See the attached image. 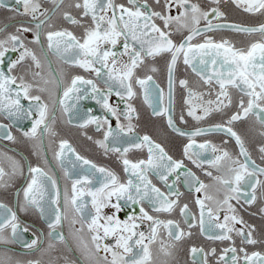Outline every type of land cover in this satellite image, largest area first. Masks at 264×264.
<instances>
[{"label":"snow or ice","instance_id":"obj_1","mask_svg":"<svg viewBox=\"0 0 264 264\" xmlns=\"http://www.w3.org/2000/svg\"><path fill=\"white\" fill-rule=\"evenodd\" d=\"M224 4L264 17V0H0V10L8 13V22L0 25V140L17 142L16 128L45 165L22 163L0 151V190L12 188L17 177L25 180L15 192L14 207L0 201V246H5L0 264H42L14 259L6 246L19 244L27 254H45L56 250L55 242L78 251L82 264H175L177 253L194 237L193 229L208 241L228 245L218 253L216 247L192 244L188 264H209L210 257L215 264H264V251L248 250L264 245V233L257 239L255 226L237 212V205L257 202L258 189L264 201V22H228ZM223 30L259 38L238 47L209 35ZM41 54L48 61L47 78ZM50 57L62 68L88 75L66 81ZM161 62L167 92L154 78ZM180 64L186 76L178 79ZM112 96L120 103L111 104ZM138 96L171 133L185 138L181 158L137 132L134 121L140 114L133 101ZM89 99L105 115L81 110V101ZM214 114L220 122L199 126ZM58 116L80 129L104 156H115L125 178L81 155L68 139L57 142ZM189 118L195 122L191 128L186 127ZM25 120L28 129L19 127ZM238 122L242 131L236 130ZM90 125L101 138L88 135ZM214 133L226 137L222 144L207 139ZM229 141L238 149L235 154L222 146ZM49 150L63 174V187L50 171ZM130 153L143 158H130ZM185 192L195 211L182 202ZM259 212L264 214V207ZM19 213L35 215L46 231L22 221ZM65 224L71 241L63 232ZM60 260L73 264L62 255L49 264Z\"/></svg>","mask_w":264,"mask_h":264},{"label":"flooded vegetation","instance_id":"obj_2","mask_svg":"<svg viewBox=\"0 0 264 264\" xmlns=\"http://www.w3.org/2000/svg\"><path fill=\"white\" fill-rule=\"evenodd\" d=\"M123 2V0H121ZM203 3V0H201ZM222 10L226 12L227 14V21L232 23H237L245 26H256L261 22H264V17H261L259 14L257 15H251L242 12L241 10L235 8L231 4H224L222 5ZM8 16V13L4 10H0V25H3L7 23L6 17ZM58 26L63 27H69L68 25H60L59 21H55ZM12 29H9L11 31ZM77 31V34H79V31L77 29H73ZM209 35H213L216 39H220L221 37L225 39H230L235 43L238 47L240 46H247V44L253 40L258 39V35L254 36H246L242 33H235L231 30H223L216 33H209ZM31 38V36H29ZM175 40L179 41L180 36L174 35L173 37ZM195 42V41H194ZM39 54V49H36ZM12 58H15V54H12ZM41 59L43 63V75L47 78L49 76V67H48V61L43 60V56L41 54ZM52 61V68L55 69L58 72H62L64 74V78L67 81L71 75L75 74H81V75H88L87 73H84L82 70L78 68H67L66 66L62 68L61 64L57 61L56 57H50ZM158 67H160V71L154 75V78L156 79L157 83L160 85L161 88L165 89V92H167V83H166V72L164 70L163 62H161ZM40 71V70H36ZM176 76L178 79L185 78L186 74L184 72V67L182 64L178 65ZM102 86V85H101ZM45 96L47 94H44ZM175 112L176 114L179 113V105H180V90L176 89L175 92ZM114 106L119 104L120 101L116 96H112L109 101ZM134 105L137 107V110L139 112V120L134 121V123L137 124V132L141 135L148 134L153 137L157 142L162 143L166 150L169 152L170 155H172L174 158H181L182 148L185 141V138L178 137L175 134L171 133L170 130L167 129L164 119L160 117H154L151 114V110L147 108L143 102L141 97H137L133 101ZM81 110H87L88 108H91L93 111V114L103 116L105 115L104 110L101 108L99 104L95 102V100L89 99L81 101L80 103ZM110 119H112L113 127H116L117 121L115 118L109 116ZM7 123V121H2ZM220 122V116L214 114L212 117H209L208 120L201 122L199 126L202 127H209L214 123ZM195 124L194 121H192L190 118L188 119V125L186 127L191 128ZM19 127L28 129L30 128V121H22L19 125ZM56 132L58 133V136L54 139L58 142L60 138L68 139L73 146L76 148L77 152H79L81 155L85 156L87 159L92 160L94 163H96L99 166L107 167L113 171H115L121 179L125 178V174L122 171V167L120 162L117 160L115 156H104L103 153L96 147L92 141L87 140L82 134L81 130L75 127L68 126L64 124L61 120V118L57 119V123L54 126ZM181 127H185V125H181ZM237 131H242L243 126L238 122L236 125ZM88 135H91L96 138H101V133H97L95 131V126L90 125L88 129L86 130ZM13 134L17 136V142L13 143L10 141H4L0 140V151H3L7 153L8 155H12L16 157L17 159H20L22 163L24 161L30 162L33 166H36L39 164L41 167H45L42 160L37 157L33 152V147L31 142L25 141L21 137L20 131H18L16 128L13 129ZM250 136L253 140H258V137L255 136L254 133H250ZM198 141H202L205 139L204 137H198ZM207 139H211L213 143L216 144H222V141L226 139V137L222 133H214L207 137ZM45 143H48V138L45 137ZM223 147L227 148L230 152L235 154L238 149L234 142L229 141L227 144L222 145ZM55 147V144H53V148ZM250 152L252 154V158L256 160L257 164H261L260 158L258 154L250 147ZM130 158H137V156L142 157V154L139 153H130ZM48 158L51 165V173L54 174L57 178L58 183L63 187L65 181L63 179V174L60 171L58 167L55 166V161L52 160V151H48ZM188 164V167L192 168L193 171L197 173L198 176H200L201 180H203L205 183H211V179L207 176H205L203 173L200 172L199 169L195 168L192 164L185 161ZM264 166V165H262ZM46 170H49L46 168ZM215 174V172H214ZM25 175H27L26 169H25ZM153 182L158 184V181L153 178ZM25 184V180L23 176L17 177L14 183V186L10 189L6 190H0V201H3L10 206H15V192ZM159 186V184H158ZM181 191H184L183 188H181ZM260 190L258 189L257 195L258 199L257 202L251 206L248 205H237V212L240 217L243 218L244 221H246L248 224L254 225L256 228V232L254 235L257 239H260L262 236V233H264V214H261L259 212V209L261 207H264V201L259 199ZM192 197L189 193L185 192V196L182 198V202H188L189 206L193 208L195 211V206L191 202ZM235 204V201L233 202ZM242 203V202H241ZM106 211L110 212L111 209H106ZM20 218L22 221L28 224L34 225L36 228H41L46 231L45 226L43 225V222L39 220L35 215H28L24 213H19ZM121 219L124 218V213H120ZM177 219H179L178 216H176ZM76 227H79V225H76ZM239 227V225H237ZM63 232L65 236L69 237V240L71 241L70 237V230L69 226L65 224L63 228ZM194 237L187 241L183 248L177 253L175 264H188L189 257L187 255V249L192 245L196 244L202 247H205L206 250H208L209 247H216L217 252L219 253L220 250L228 245V242H212L206 240L204 237H201L196 229H193ZM56 243V250L51 253H45L41 254L40 252H35L32 254H27L26 250L23 249L19 244H10L7 245L6 248L10 251H8V255L12 256L14 259L25 261V260H41L42 264H49V260L55 259L56 256L62 255L66 257L68 260L72 261L73 264H82V258L80 256V253L76 251L74 248L72 251H69L67 247L59 242ZM236 244L239 247L240 241L237 238ZM5 246H0V248H3ZM46 247V245H45ZM248 250H261L264 251V245L257 244L255 246H248ZM102 255V253H101ZM59 264H64V260H60ZM209 264H215V261L213 258H209Z\"/></svg>","mask_w":264,"mask_h":264}]
</instances>
